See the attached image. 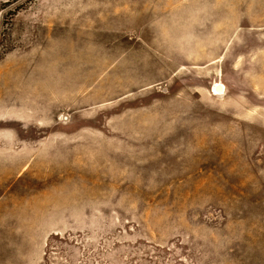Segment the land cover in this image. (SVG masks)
<instances>
[{
	"label": "rangeland",
	"instance_id": "1",
	"mask_svg": "<svg viewBox=\"0 0 264 264\" xmlns=\"http://www.w3.org/2000/svg\"><path fill=\"white\" fill-rule=\"evenodd\" d=\"M0 264H264V0H0Z\"/></svg>",
	"mask_w": 264,
	"mask_h": 264
},
{
	"label": "water",
	"instance_id": "2",
	"mask_svg": "<svg viewBox=\"0 0 264 264\" xmlns=\"http://www.w3.org/2000/svg\"><path fill=\"white\" fill-rule=\"evenodd\" d=\"M215 88H216L217 90H220V89L222 90V85H221V83H219V82L216 83ZM221 90H220V91H221ZM65 116H66V115H63V118H64Z\"/></svg>",
	"mask_w": 264,
	"mask_h": 264
},
{
	"label": "bare ground",
	"instance_id": "3",
	"mask_svg": "<svg viewBox=\"0 0 264 264\" xmlns=\"http://www.w3.org/2000/svg\"><path fill=\"white\" fill-rule=\"evenodd\" d=\"M223 86V85H222ZM217 90V89H216ZM221 90V89H220ZM220 90H218V91H220Z\"/></svg>",
	"mask_w": 264,
	"mask_h": 264
}]
</instances>
